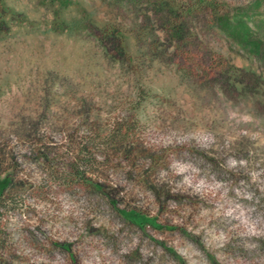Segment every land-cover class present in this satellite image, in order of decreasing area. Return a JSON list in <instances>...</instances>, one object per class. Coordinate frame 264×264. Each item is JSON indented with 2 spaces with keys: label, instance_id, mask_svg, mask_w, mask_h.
<instances>
[{
  "label": "rangeland",
  "instance_id": "obj_1",
  "mask_svg": "<svg viewBox=\"0 0 264 264\" xmlns=\"http://www.w3.org/2000/svg\"><path fill=\"white\" fill-rule=\"evenodd\" d=\"M1 1L0 264H264V0Z\"/></svg>",
  "mask_w": 264,
  "mask_h": 264
},
{
  "label": "trees",
  "instance_id": "obj_2",
  "mask_svg": "<svg viewBox=\"0 0 264 264\" xmlns=\"http://www.w3.org/2000/svg\"><path fill=\"white\" fill-rule=\"evenodd\" d=\"M5 12H6L5 11V8L2 5V1L0 0V23L2 22V17H3V14ZM220 25L223 26V27H225V28H227L229 31H231L232 35L236 39H242L247 34V33H243V30L247 29V27L244 26V23H242L241 21L239 23H236V24H233V25H229L225 20H221ZM85 147L83 148L84 149V152H85ZM84 162L86 163V162H88V160L87 161L84 160ZM76 174H78L79 177H82V179L83 178H86L85 173H83V172H78ZM126 216L129 218L130 221H132L133 223H136L138 225L139 224L140 225H143L144 223L145 224H151V225H154L155 224L154 219H151V218H148V219L147 218H143L142 216H138L135 213H129V214L127 213Z\"/></svg>",
  "mask_w": 264,
  "mask_h": 264
}]
</instances>
